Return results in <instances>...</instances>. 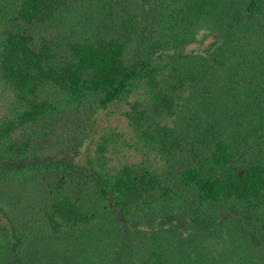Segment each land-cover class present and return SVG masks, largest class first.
I'll return each mask as SVG.
<instances>
[{"label": "trees", "instance_id": "16d2710c", "mask_svg": "<svg viewBox=\"0 0 264 264\" xmlns=\"http://www.w3.org/2000/svg\"><path fill=\"white\" fill-rule=\"evenodd\" d=\"M221 1L154 0L165 41L149 52L147 14L113 25L99 0H0V264L56 245L82 264L89 243L91 264H171L172 237L220 223L231 239L211 264L264 261V0ZM74 17L89 31L61 28ZM201 27L208 41L185 50ZM101 112L115 124L94 126ZM65 117L77 147L90 140L82 162L46 160L27 133Z\"/></svg>", "mask_w": 264, "mask_h": 264}, {"label": "rangeland", "instance_id": "374dc122", "mask_svg": "<svg viewBox=\"0 0 264 264\" xmlns=\"http://www.w3.org/2000/svg\"><path fill=\"white\" fill-rule=\"evenodd\" d=\"M143 1V2H142ZM146 1V8L144 9L143 3ZM227 0H222L221 4L222 7L224 6L229 7L230 4L226 3ZM101 3H105L107 6V15L104 17L108 23H111L113 25L119 24V18L124 14L125 10H129L131 14L134 15L135 20L134 24L138 25L142 20L143 16L147 14L149 21L147 22V27L143 32V45L144 48L146 47L149 52L155 51L157 48L160 47L161 44H163V41H165L163 33H161L162 29L157 24V21L155 19V2L154 0H99ZM230 2V0H228ZM242 2L243 0H232V4H238ZM147 10V11H146ZM127 16V15H125ZM64 24H61V28L63 26H66L68 28H74L76 30H83V31H89V25L88 23L84 24L74 17L73 19L66 20V18H63ZM139 20V21H138ZM133 31L130 33L131 40L130 44L132 46H137L138 42L136 41L135 36L137 35V30L134 28H131ZM195 33V42L187 43L184 46L185 50H197L201 48L208 39L204 38L201 39V37L205 34V30L201 28H195L193 29ZM35 37L40 36L44 33H54L51 29H42L37 28L35 29ZM161 36L163 37V41L161 39ZM159 44H153L157 43ZM137 42V43H136ZM129 44V47H130ZM117 115L112 114V116L108 119H105L104 115L101 113H98L93 121L94 126H99V124H110L113 126L115 123L113 122V116ZM122 121V120H121ZM63 124L60 128H58L52 136L53 132L50 131L49 134L46 133L47 127L43 125V122H41L37 127H30L27 130V133L30 134V137L35 141L38 142V146L40 150L46 155L45 159L50 160L54 159L60 156H66L67 158H70L73 156V159L76 162H82L83 161V150L85 148L86 144H89V139H82V147H77L79 145V137L78 140L74 142L73 139V131L72 128L74 127V124L70 121V119L63 118L61 120L57 119L55 121V125ZM119 123V122H118ZM87 124V123H86ZM85 124V125H86ZM120 124L122 125V122L116 124V126L119 128ZM84 127V125H82ZM123 127V126H122ZM78 131V129H76ZM75 131V132H76ZM70 136H72V139H70ZM60 150H63L62 153H58ZM60 155V156H59ZM113 161V159L111 160ZM32 188L31 185L26 186V191L28 192ZM25 199V197L23 198ZM226 211H223L219 208L215 211V219L214 224L218 222V220H221L225 218ZM214 215V212H213ZM170 221H173V219L181 220L179 218V213L176 215L169 213ZM207 217L201 218L199 220H196L197 225H200L202 227H206ZM160 218L155 219V223L157 224L159 222ZM149 224L142 220L134 221L132 223H127L126 228H136L139 230H143L144 228L148 227ZM231 226H222L221 223L214 225L212 230L204 229L203 232H199V235H196L194 237V234L191 231L184 228L183 231H180L177 235L172 237L170 239V246L173 249V254L171 255L172 261L171 264H211L210 261L213 259V256L216 254L215 252L217 250H221L224 247V243H222V238L226 237V241H229L231 238L228 237V234L225 233L223 237V233L226 230H229ZM155 228V227H152ZM138 237L137 235H135ZM100 241V240H99ZM62 243V242H61ZM64 245V243H62ZM94 243H89L87 245V259L81 260L82 264H91V260L94 261V254H98V252L95 250ZM73 246L70 242L65 243V246L68 250L72 252L71 249H73ZM56 247H58L56 245ZM56 247L52 249H48L47 252H44L43 250L38 251L39 257L36 260L37 264H62L61 259L57 255ZM102 248L100 247V251ZM249 260L245 261L244 263L241 262V255L239 254H233L228 259V262L225 264H264V261L260 260V257L255 254H251L248 256ZM67 261L66 259H63ZM92 261V262H93ZM116 260H112V256L109 257V259L104 260L103 264H113ZM119 263V261H118ZM71 264H77L76 262H73Z\"/></svg>", "mask_w": 264, "mask_h": 264}]
</instances>
